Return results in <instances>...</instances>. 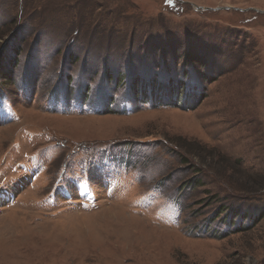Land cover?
<instances>
[{
    "label": "rangeland",
    "instance_id": "obj_1",
    "mask_svg": "<svg viewBox=\"0 0 264 264\" xmlns=\"http://www.w3.org/2000/svg\"><path fill=\"white\" fill-rule=\"evenodd\" d=\"M0 72V264H264V0H0Z\"/></svg>",
    "mask_w": 264,
    "mask_h": 264
},
{
    "label": "trees",
    "instance_id": "obj_2",
    "mask_svg": "<svg viewBox=\"0 0 264 264\" xmlns=\"http://www.w3.org/2000/svg\"><path fill=\"white\" fill-rule=\"evenodd\" d=\"M17 56H18V55H17ZM196 58H197V57L192 56V55H189V57H188V59H190L191 62L194 61ZM0 74H1V72H0ZM8 74L10 75V72L3 73V74L1 75V78L4 79L5 81H7V79H9V78H8Z\"/></svg>",
    "mask_w": 264,
    "mask_h": 264
},
{
    "label": "bare ground",
    "instance_id": "obj_3",
    "mask_svg": "<svg viewBox=\"0 0 264 264\" xmlns=\"http://www.w3.org/2000/svg\"><path fill=\"white\" fill-rule=\"evenodd\" d=\"M239 76V75H238ZM231 87V86H230ZM231 91V90H230ZM232 100V99H231ZM230 102V101H229Z\"/></svg>",
    "mask_w": 264,
    "mask_h": 264
}]
</instances>
